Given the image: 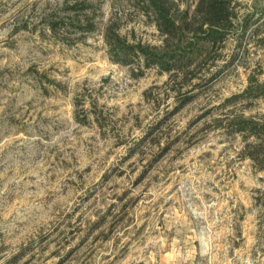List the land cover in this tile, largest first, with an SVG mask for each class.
Returning a JSON list of instances; mask_svg holds the SVG:
<instances>
[{
  "label": "rangeland",
  "instance_id": "374dc122",
  "mask_svg": "<svg viewBox=\"0 0 264 264\" xmlns=\"http://www.w3.org/2000/svg\"><path fill=\"white\" fill-rule=\"evenodd\" d=\"M147 2L0 0V264H264V0L188 82L112 57L164 45Z\"/></svg>",
  "mask_w": 264,
  "mask_h": 264
},
{
  "label": "trees",
  "instance_id": "16d2710c",
  "mask_svg": "<svg viewBox=\"0 0 264 264\" xmlns=\"http://www.w3.org/2000/svg\"><path fill=\"white\" fill-rule=\"evenodd\" d=\"M147 1L148 8L155 16L157 27L165 37L164 45L150 47L130 44L117 33L114 24L111 23L104 33L105 43L114 60L120 65H134L141 62L144 69L158 68L161 72L176 75L182 73L188 78L187 71L208 52V48L225 41L236 18L232 7L233 0H197L196 8L190 17L186 13L179 16L177 5L168 0ZM90 28L94 26L91 25ZM189 80L186 79L187 82ZM253 86L250 85L246 93L250 92ZM256 88L264 89V83L258 84ZM231 125L236 127L237 131L250 130L251 135L257 137L264 134V120L259 122L240 117ZM255 160L257 161V158ZM121 217L122 221L126 220L124 216ZM100 219L103 221L105 215ZM97 223L101 224V221ZM23 255L22 252L13 256L8 264L18 263Z\"/></svg>",
  "mask_w": 264,
  "mask_h": 264
}]
</instances>
